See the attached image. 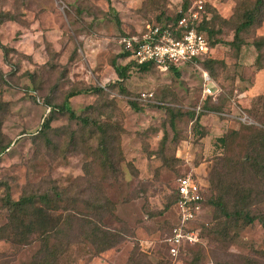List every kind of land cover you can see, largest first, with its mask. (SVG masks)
<instances>
[{
  "label": "rangeland",
  "instance_id": "1",
  "mask_svg": "<svg viewBox=\"0 0 264 264\" xmlns=\"http://www.w3.org/2000/svg\"><path fill=\"white\" fill-rule=\"evenodd\" d=\"M183 1L0 0V227L8 222L7 194L18 199L58 187L72 212L98 209L94 223L119 239L98 253L93 244L73 243L60 264H190L196 257L197 264H264V150L218 140L242 124L260 126L250 111L263 113L264 47L254 43L264 40V7L237 49L236 28L256 0H206L212 39L222 41L208 56L217 61L211 66L180 64V75L132 66L120 80L113 65L129 61L121 57L123 33L174 17ZM206 70L216 95L205 92ZM94 87L102 90L70 102L78 115L100 121L101 132L60 110L68 92ZM245 151H259L254 167L239 163ZM223 172L250 192L244 201L229 197V209L260 219L229 245L208 235L171 256L165 243L177 220L178 178L193 174L211 197ZM215 214L206 209L199 225L216 224ZM1 237L0 264H33L38 241L15 245Z\"/></svg>",
  "mask_w": 264,
  "mask_h": 264
},
{
  "label": "trees",
  "instance_id": "2",
  "mask_svg": "<svg viewBox=\"0 0 264 264\" xmlns=\"http://www.w3.org/2000/svg\"><path fill=\"white\" fill-rule=\"evenodd\" d=\"M190 3L191 0H184L181 8L185 9V7H187ZM263 7L264 0H256V4L245 12V20L241 22L236 28L234 40L231 42L232 45L237 46V49L242 44L241 33L254 24L256 20V14L262 12ZM207 9H209L208 4ZM180 16L181 13L178 11L174 17H167L165 20L156 22V24L162 25L164 27L168 26L169 24L174 25L177 23V20ZM211 20L212 17L204 21L199 26V29L207 34L210 39L211 46L213 47L222 41H213L212 36L214 31L212 28H209ZM124 34L127 33H123V35ZM254 44L256 45L257 49L261 51L264 47V40L256 41ZM0 47L5 48L2 43H0ZM128 54V52L122 49V58L126 59ZM208 56L202 57L199 62H201L202 65L206 63L210 66L214 62H217L208 58ZM258 56L260 59L262 57V53H259ZM113 65L120 80L128 78L127 70H129L132 66L138 67L140 71L143 72L155 67L151 63L138 64L135 61H128L126 64L121 65L117 64V62H114ZM171 70L180 75L178 67H172ZM91 90L98 92L102 90V87H94L91 89L68 92L62 105L60 106V110L67 112L71 119L79 120L83 126H92V130L95 132L99 130L101 132L104 130V125L100 121L96 119L93 120L89 116L78 115L72 108L70 102V99L74 96L84 92H90ZM122 92H126L123 87ZM257 99H259V104H261L263 107V113H261L258 108L251 110L250 113L259 119L258 122L260 123V126L242 124L240 129L231 130L229 134L218 138L222 145L228 147L231 142H235L238 146H240V144L245 141L249 146L262 147L264 150V96H261ZM129 102L133 109H142L138 106L135 100L130 99ZM202 110L203 107L201 105V111ZM50 120L51 118L46 120L44 123L45 127L50 125ZM199 121L200 119L197 120V122ZM101 147L103 148L102 142ZM255 154L257 157L260 156L259 151H256ZM257 157H253L247 152L240 156L239 163L244 168H248V165L254 167L255 163L257 162ZM258 165L260 164L258 163ZM262 165L264 169V163ZM227 176H229L228 173H220L219 178L213 182L215 185L214 189L218 193L215 196L212 195L211 197H208L207 187L205 188L206 209L211 207L215 209L216 214L214 220H216L217 223L212 226L202 228V241L194 246L202 245L204 243V239L208 235H212L223 245H229L235 241L243 226L246 224H252V222H255V220L259 218L255 217V215H252L249 211H242L241 209H229V206L227 205V200L229 197H239L240 195L244 201L247 197L249 198L250 192H248L244 186L237 188L235 183L227 180ZM174 192V202L176 203L178 198V194H176L177 190L175 189ZM66 193V190L54 187L53 189L44 191H33V193L24 194L18 199H13L9 194H7L4 198L9 212L8 222L0 227V231L2 233V237H0L6 238L15 245H30L34 241H38L40 243V249L35 255L33 264H60V260L63 258V255L66 254L71 245L76 242L93 244V246H95V253L111 248L119 242V239L113 232L102 228L97 223H94L95 218L102 217L98 209L95 210L94 215H90L86 212L76 213L73 211V213L72 209L68 208L69 203L66 198ZM260 220V223H262L264 226V219ZM183 252L184 251H182V253ZM182 253L180 255H182ZM199 260L200 257H196L191 261L190 264H197Z\"/></svg>",
  "mask_w": 264,
  "mask_h": 264
},
{
  "label": "built area",
  "instance_id": "3",
  "mask_svg": "<svg viewBox=\"0 0 264 264\" xmlns=\"http://www.w3.org/2000/svg\"><path fill=\"white\" fill-rule=\"evenodd\" d=\"M181 16L176 24L164 27L154 24L140 31L127 33L120 37V44L128 52L129 61L138 64L151 63L163 72L180 64L198 63L208 56L212 46L207 34L199 26L210 18L206 0H191L180 8ZM205 92L212 91L215 85L208 71H204ZM143 97H153V93H143ZM201 111V105L198 107ZM205 186L193 175L180 176L177 180L178 194L175 203L178 213L171 234L166 238L168 252L177 257L187 249L202 241L200 218L206 210Z\"/></svg>",
  "mask_w": 264,
  "mask_h": 264
},
{
  "label": "crops",
  "instance_id": "4",
  "mask_svg": "<svg viewBox=\"0 0 264 264\" xmlns=\"http://www.w3.org/2000/svg\"><path fill=\"white\" fill-rule=\"evenodd\" d=\"M246 95V94H245ZM177 215V214H176Z\"/></svg>",
  "mask_w": 264,
  "mask_h": 264
}]
</instances>
